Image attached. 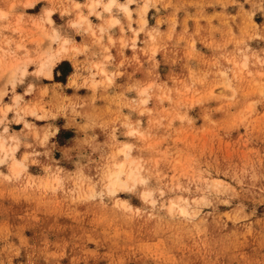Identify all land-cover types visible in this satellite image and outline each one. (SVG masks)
I'll list each match as a JSON object with an SVG mask.
<instances>
[{"label": "rangeland", "instance_id": "rangeland-1", "mask_svg": "<svg viewBox=\"0 0 264 264\" xmlns=\"http://www.w3.org/2000/svg\"><path fill=\"white\" fill-rule=\"evenodd\" d=\"M91 1L0 0V264H264V0Z\"/></svg>", "mask_w": 264, "mask_h": 264}, {"label": "bare ground", "instance_id": "bare-ground-1", "mask_svg": "<svg viewBox=\"0 0 264 264\" xmlns=\"http://www.w3.org/2000/svg\"><path fill=\"white\" fill-rule=\"evenodd\" d=\"M126 1V0H125ZM132 2V0H127V2L126 3H118L116 0H107L102 6H103V11H106V12H110L111 10H112V8L114 7V6H117L119 9H120V11L121 12H123L124 14H125V17L127 16V17H129L130 16V8H129V4ZM77 4V3H76ZM100 4H102V0H96V1H91L90 2V4H89V9L92 11L93 10V8H95L96 6H98V5H100ZM78 5V4H77ZM73 8V7H72ZM77 9V8H76ZM147 11V5L146 4H144L143 6H142V8H141V15H143V14H145V12ZM47 12H49V11H47ZM102 12V11H101ZM50 13V12H49ZM48 13V14H49ZM47 14V15H48ZM101 14V13H100ZM112 17V16H111ZM47 18H48V16H47ZM79 18V20H77V21H79V22H82L85 18H83V17H78ZM48 20V19H47ZM86 20V19H85ZM130 20V19H129ZM48 22H50V21H48ZM86 22V21H85ZM110 22L112 23V24H115V23H117L118 22V19H116V18H111L110 19ZM144 22V21H143ZM142 22V23H143ZM77 24V23H76ZM144 24V23H143ZM76 26V25H75ZM77 26H79V25H77ZM111 26V25H110ZM54 32V31H53ZM57 32V31H56ZM53 34V33H52ZM51 35V34H50ZM66 38V37H65ZM50 39H51V41H55V40H57L58 39V35L54 32V34L53 35H51L50 36ZM57 42V41H56ZM59 42V41H58ZM66 43H67V40H63V42H60V44H62L61 45V47H60V49L57 51V52H55V53H47L46 54V57H45V59H43V61L40 63V66H39V64H38V66H39V69H38V74H41V73H45V75L47 76V77H51V75H52V68H53V66L55 65V62L57 61L58 62V60H59V56H60V54L62 53V52H64L65 50H66V47H65V45H66ZM58 48V47H57ZM72 49V48H71ZM57 50V49H56ZM55 51V50H54ZM71 51V50H70ZM72 51H73V49H72ZM43 55H45L44 54V52L42 53ZM42 55V56H43ZM62 56H64L63 54H62ZM39 58H40V56H39ZM41 59V58H40ZM40 59H38L39 61H40ZM24 72H25V70L24 69H21V71H20V74L23 76L24 75ZM17 74V73H16ZM13 76V75H12ZM19 79V78H18ZM6 113V112H5ZM4 113V114H5ZM2 145V144H1ZM123 148V149H122ZM122 148H120V150H119V153H122V155H123V153H124V155H127V150H129V145H127V144H125ZM131 148V147H130ZM122 149V150H121ZM0 153H2V156L3 157H0V163L1 162H3L4 161V158H6L7 156H9L10 154H8V152L7 151H5L4 150V148H3V145L2 146H0ZM11 156H12V153H11ZM8 159V158H7ZM13 163H12V166H11V169H12V171L14 172V173H17V172H19L22 168H23V166H22V164L20 163V162H18V161H16V160H13L12 161ZM116 166V170H114V171H112V172H110L109 173V175H108V192L109 193H114L116 190H118V188H121V187H124L125 186V182L121 179L122 178V176L124 175V174H126V176H127V178H132L133 176H134V173H135V169H128V171H127V173L125 172V168H124V165H122V164H119V165H115ZM139 169V168H138Z\"/></svg>", "mask_w": 264, "mask_h": 264}]
</instances>
